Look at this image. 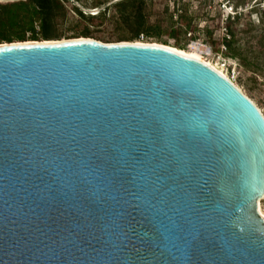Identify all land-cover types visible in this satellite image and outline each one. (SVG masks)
Here are the masks:
<instances>
[{
  "label": "water",
  "instance_id": "water-1",
  "mask_svg": "<svg viewBox=\"0 0 264 264\" xmlns=\"http://www.w3.org/2000/svg\"><path fill=\"white\" fill-rule=\"evenodd\" d=\"M263 197L264 114L207 63L0 43V264H264Z\"/></svg>",
  "mask_w": 264,
  "mask_h": 264
},
{
  "label": "rangeland",
  "instance_id": "rangeland-1",
  "mask_svg": "<svg viewBox=\"0 0 264 264\" xmlns=\"http://www.w3.org/2000/svg\"><path fill=\"white\" fill-rule=\"evenodd\" d=\"M20 0H10L7 2H0V4L16 3ZM122 0H84L83 2H76L75 0L66 1L68 15L65 18H60L57 24L58 33L63 39L73 37L82 33V31L89 27L92 31L91 37L105 43L117 42L121 38H129L133 35V26L129 23H122L116 21L120 16L114 4ZM237 0H148L146 14L149 19L147 29L149 34H141L140 42L158 43L162 44L168 41L169 46L175 47L177 43L186 45L185 50L190 51L193 44L204 45L208 48L206 54H203L206 60L213 65L223 70L229 77L234 78L236 84L241 90L249 96L261 109L264 114V54L261 55V72L254 73L246 70L236 58H232L226 54V48L223 44L222 38L226 30V18L229 15L235 14L233 3ZM259 2L264 3V0ZM96 3H102L99 7H94ZM254 2L250 3L253 4ZM250 4H242L240 10H246ZM79 7L87 13H99L106 7H110L107 11V18L98 17L92 21L82 20L76 12L75 7ZM181 11H176L177 9ZM168 9V10H167ZM187 10V11H186ZM112 18V17H114ZM259 13H255L252 19H255L257 25L259 24ZM249 15L242 20L244 28L246 22L249 20ZM185 21H192L194 29L191 32H179L176 37L171 36L167 32H159L152 30L157 23H162V27L167 29L173 22L183 24ZM151 27H150V26ZM208 29V30H207ZM191 34L195 38L191 37ZM30 33H28V36ZM142 40V41H141ZM214 41L220 50H216ZM177 48V47H176ZM211 49V53L210 50ZM261 207L264 211V197L261 199Z\"/></svg>",
  "mask_w": 264,
  "mask_h": 264
},
{
  "label": "trees",
  "instance_id": "trees-1",
  "mask_svg": "<svg viewBox=\"0 0 264 264\" xmlns=\"http://www.w3.org/2000/svg\"><path fill=\"white\" fill-rule=\"evenodd\" d=\"M66 1L68 0H20L13 4H0V43L63 39L58 33L57 24L60 18H65L68 15ZM75 1L83 2L86 5L84 0ZM237 1L233 3L235 14L226 18V33L222 38L226 54L238 59L246 70L259 73L262 69L260 65L262 62L261 55L264 54V3L259 2L260 0H255L253 4L250 3L254 2V0ZM147 3L148 0H122L114 4L117 12L120 13L116 21L124 24L129 23L133 26V35L129 38H121L117 42H137L141 38V34H149L147 29L149 19L146 14ZM101 4L96 3L94 7H99ZM242 4L250 5L245 11H241L240 7ZM109 8L106 7L99 13L93 14L87 13L77 6L75 7L80 19H88L90 21L98 17L106 19ZM176 11L183 12L180 8ZM255 13L260 15L257 19L258 25L255 19H252ZM247 15L250 18L246 22L245 27L240 29V26L244 25L242 20ZM112 18L116 19L115 16ZM151 29L160 33L167 32L171 36L176 37L179 32L186 34L191 32L194 27L192 21H185L183 24L180 23V25L172 22L167 29H164L162 23L159 22ZM28 33H30L29 36ZM91 34V29L86 27L82 33L66 39L90 38ZM191 37L195 38L193 34H191ZM162 44L169 45L168 41H164ZM214 45L216 50H220L215 41ZM175 47L185 50L186 45L177 43Z\"/></svg>",
  "mask_w": 264,
  "mask_h": 264
},
{
  "label": "bare ground",
  "instance_id": "bare-ground-1",
  "mask_svg": "<svg viewBox=\"0 0 264 264\" xmlns=\"http://www.w3.org/2000/svg\"><path fill=\"white\" fill-rule=\"evenodd\" d=\"M138 43H145V42H140V41H137ZM168 47L172 48L173 50H176L178 52H181L187 56H190V57H193L195 59H198L200 61H203L204 63H207L208 65H210L211 67H213L214 69H216L218 72H220L222 75H224L225 77H228V74H226L223 70L219 69L218 67H216L215 65H213L210 61L206 60L205 57L203 56V54H206V52L208 51V49L205 48V46L203 45H200V44H193L191 46V50L188 51V50H184V49H179V48H176V47H172V46H169L167 45ZM258 209L260 211V213L263 215L264 217V211L262 210V207H261V200H259V203H258Z\"/></svg>",
  "mask_w": 264,
  "mask_h": 264
},
{
  "label": "built area",
  "instance_id": "built-area-1",
  "mask_svg": "<svg viewBox=\"0 0 264 264\" xmlns=\"http://www.w3.org/2000/svg\"><path fill=\"white\" fill-rule=\"evenodd\" d=\"M205 48L208 49L207 47H205ZM209 50H210V53H211L212 52L211 49H209ZM229 79H231L234 83H236L235 80H234V78L230 77Z\"/></svg>",
  "mask_w": 264,
  "mask_h": 264
}]
</instances>
